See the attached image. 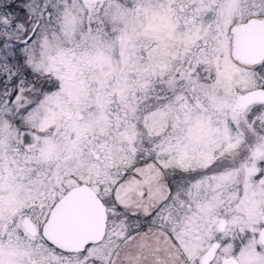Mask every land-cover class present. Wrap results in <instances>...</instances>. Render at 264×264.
Segmentation results:
<instances>
[{
	"label": "snow or ice",
	"instance_id": "snow-or-ice-1",
	"mask_svg": "<svg viewBox=\"0 0 264 264\" xmlns=\"http://www.w3.org/2000/svg\"><path fill=\"white\" fill-rule=\"evenodd\" d=\"M0 264H264V0H0Z\"/></svg>",
	"mask_w": 264,
	"mask_h": 264
}]
</instances>
